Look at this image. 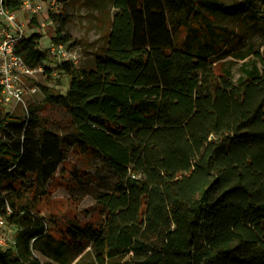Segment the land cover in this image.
<instances>
[{
  "label": "trees",
  "instance_id": "obj_1",
  "mask_svg": "<svg viewBox=\"0 0 264 264\" xmlns=\"http://www.w3.org/2000/svg\"><path fill=\"white\" fill-rule=\"evenodd\" d=\"M111 2L90 68L46 67L39 33L16 45L29 66L70 78L65 94L41 86L44 103L68 114L71 143L112 173L94 193L101 219L64 222L38 208L69 137L46 127L41 104L3 111L0 215L17 233L0 264H72L86 245L94 260L75 264H264V48L237 80L214 67L243 39L224 21L264 37V0ZM2 3L15 12L24 0ZM50 17L54 41L72 40L67 16Z\"/></svg>",
  "mask_w": 264,
  "mask_h": 264
},
{
  "label": "rangeland",
  "instance_id": "obj_2",
  "mask_svg": "<svg viewBox=\"0 0 264 264\" xmlns=\"http://www.w3.org/2000/svg\"><path fill=\"white\" fill-rule=\"evenodd\" d=\"M224 1L232 3L235 0ZM32 3L35 6H41L39 12L34 13L23 6L17 14V21L23 26L25 36H30L33 33L41 34V49L50 51L52 44L56 43L54 41L56 24L50 17V13L63 12L68 18L65 32L72 38L67 42V45L69 50L77 56L74 65L80 68L92 67L95 53L104 46L111 28L114 14L111 0H72L65 6L61 3L58 4L56 0H32ZM33 18H36V24L31 22ZM223 24L243 34V39L236 44L232 53L217 59L214 62V67L218 74L225 69L231 70L234 79L237 80L242 74L241 65L245 61L255 58V52L263 50L264 37L262 33L253 30L246 33V26L240 20L230 19L224 21ZM5 28L0 19V34ZM10 28L12 32H15L16 27L13 24ZM239 51L247 54L246 59L236 55ZM49 56V61L45 63L46 67L55 68L57 64L61 63L60 59L52 52ZM69 81L70 78L66 73L56 69L49 72L43 67V71L30 77H24L22 82L26 106L28 107L31 103L41 104L43 109L40 114L45 118L46 127L62 137L66 135L69 137L63 143L66 160L49 183L48 191L42 195L38 208L59 221L65 222L76 217L84 222H98L101 219V213L97 207L94 193L96 189H104L105 186L112 184V173L99 156L82 154L71 143L72 127L68 114L58 107L44 103L41 86L46 85L55 92L65 94L69 87ZM4 110H12L23 115L26 113V107L22 104L9 105ZM16 233L17 228L11 224L6 223L1 227L0 235L7 240V245L0 246V249L13 246ZM91 248L86 245L85 250L72 264H75L79 259L83 262L93 261L94 253ZM126 260L127 258L119 260V262L124 264Z\"/></svg>",
  "mask_w": 264,
  "mask_h": 264
},
{
  "label": "built area",
  "instance_id": "obj_3",
  "mask_svg": "<svg viewBox=\"0 0 264 264\" xmlns=\"http://www.w3.org/2000/svg\"><path fill=\"white\" fill-rule=\"evenodd\" d=\"M23 6L34 13L41 9V6L33 5L32 0H24ZM19 12V10L9 11L0 0V19L6 27L0 34V114L5 111L6 106L18 104L24 105L27 113L25 91L22 87L23 79L43 71V67L29 66L16 51V45L25 36L23 26L17 21ZM11 24L16 27L15 32H12ZM50 51L60 59V62L74 64L77 59V56L69 50L66 42L53 43ZM5 224V218L0 215V228ZM5 245H7V240L0 235V246Z\"/></svg>",
  "mask_w": 264,
  "mask_h": 264
}]
</instances>
